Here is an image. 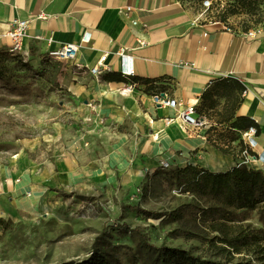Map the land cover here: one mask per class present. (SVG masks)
Returning a JSON list of instances; mask_svg holds the SVG:
<instances>
[{
  "label": "crops",
  "instance_id": "0c3cea01",
  "mask_svg": "<svg viewBox=\"0 0 264 264\" xmlns=\"http://www.w3.org/2000/svg\"><path fill=\"white\" fill-rule=\"evenodd\" d=\"M201 9L197 0H0V49L12 46L13 19L30 21L23 49L48 55L66 43L77 45L76 58L66 62L73 65L67 91L82 118L98 126L66 140L54 159L21 153L1 164L0 213L54 210L58 191L83 188L85 177L115 182L119 176L131 186L164 162L213 172L243 162L237 142L228 153L212 144L205 133L209 121L192 125L177 117L185 105H156L158 91L198 105L213 81L238 79L246 92L236 114L258 120L253 152L264 156V32L250 38L246 29L201 16ZM121 47L130 48L135 75L106 79L120 72L113 52ZM103 52H110L113 70L96 77L88 67ZM247 165L264 171L263 161Z\"/></svg>",
  "mask_w": 264,
  "mask_h": 264
},
{
  "label": "rangeland",
  "instance_id": "374dc122",
  "mask_svg": "<svg viewBox=\"0 0 264 264\" xmlns=\"http://www.w3.org/2000/svg\"><path fill=\"white\" fill-rule=\"evenodd\" d=\"M212 2L204 15L209 20L246 30L264 27V0ZM0 57L5 67L0 76V165L21 153L54 159L55 150L66 140L72 143L82 133L89 134L88 129L98 127H91L95 123L92 118H82L67 91L72 64L41 54L37 47L0 49ZM215 119L209 114L206 117L210 122ZM172 169L158 168L131 186L119 176L115 182L85 177L83 188L58 191L54 210L36 215L0 213V264L82 260L90 256L100 234L112 244L124 246L119 254L123 263L139 255L143 240L206 254L207 244L200 239L174 234L178 227L191 225L172 220L168 214L192 195L177 187ZM133 207L164 216L148 215ZM245 218L247 223L263 226L256 211Z\"/></svg>",
  "mask_w": 264,
  "mask_h": 264
},
{
  "label": "trees",
  "instance_id": "16d2710c",
  "mask_svg": "<svg viewBox=\"0 0 264 264\" xmlns=\"http://www.w3.org/2000/svg\"><path fill=\"white\" fill-rule=\"evenodd\" d=\"M4 71L0 57V76ZM105 78L125 81L130 77L110 72ZM244 89L238 79H217L207 87L197 105V117L206 118L209 114L216 118L209 121L211 124L205 133L212 144L225 153L233 149L235 142L241 152L242 132L254 124L252 118L236 114ZM171 173L177 187L192 195L190 201L168 214L172 220L191 225L178 227L174 234L200 239L207 244L206 254L166 244L156 246L143 240L139 255L123 263L119 254L124 246L112 244L100 234L89 257L60 264H264V171L245 163L217 172L188 164L172 169ZM133 209L156 217L164 216L140 207ZM251 211L257 212L262 227L245 222ZM201 227H204L203 233H199Z\"/></svg>",
  "mask_w": 264,
  "mask_h": 264
},
{
  "label": "built area",
  "instance_id": "2783aa9c",
  "mask_svg": "<svg viewBox=\"0 0 264 264\" xmlns=\"http://www.w3.org/2000/svg\"><path fill=\"white\" fill-rule=\"evenodd\" d=\"M213 2L212 0H201V16H204L205 13L210 9ZM130 11L132 7H127ZM134 25L139 23L138 20H132ZM30 21L28 19H13L12 21V29L9 31L8 35L12 39L13 43L10 47L11 51H20L23 48V41L25 36L27 35V29L29 27ZM264 32V27H256L252 29H248L246 31V35L250 38H255L258 35ZM87 39L89 38L86 37ZM140 44L143 45L145 42L143 40H139ZM129 47H121L117 51H114L113 54L119 58L120 60V73L125 77H132L135 75V70L132 65V55L127 51ZM78 53V47L74 43H66L59 49L52 51L50 54L53 55L56 59L63 62H73ZM79 66H81L79 64ZM90 73L94 76L99 77L104 73L110 72L113 70L112 62L110 61V52H103L99 57L97 63L94 66L88 67ZM131 86L127 87L128 90H131ZM246 90H244V93ZM152 99L154 103L158 106H169V107H180L184 106L183 109L179 111L177 117L181 118L185 123L192 125H201L204 126L207 123L205 117H197V103H184L183 100H179L170 96L167 91H158L152 95ZM176 117V118H177ZM174 118H170L168 122H172ZM258 120L254 119V124L251 125L248 129L242 132V141H243V149L241 150V155L244 157L242 163L249 164L256 160H260L264 162L263 154H256L253 152V149L257 146V128ZM170 166L169 162H164L161 165V168H167Z\"/></svg>",
  "mask_w": 264,
  "mask_h": 264
}]
</instances>
